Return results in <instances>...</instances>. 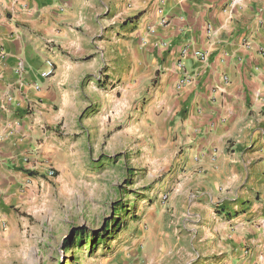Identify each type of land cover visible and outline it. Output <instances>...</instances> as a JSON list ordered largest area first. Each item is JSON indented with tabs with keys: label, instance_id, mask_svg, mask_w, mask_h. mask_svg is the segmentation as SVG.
<instances>
[{
	"label": "crops",
	"instance_id": "0c3cea01",
	"mask_svg": "<svg viewBox=\"0 0 264 264\" xmlns=\"http://www.w3.org/2000/svg\"><path fill=\"white\" fill-rule=\"evenodd\" d=\"M142 105L182 150L193 264H264V0H0V235L79 128Z\"/></svg>",
	"mask_w": 264,
	"mask_h": 264
},
{
	"label": "rangeland",
	"instance_id": "374dc122",
	"mask_svg": "<svg viewBox=\"0 0 264 264\" xmlns=\"http://www.w3.org/2000/svg\"><path fill=\"white\" fill-rule=\"evenodd\" d=\"M148 113L143 105L119 113L110 107L72 135L66 149L70 144L72 151L74 140L76 168L44 179L33 196L12 203L0 264L195 262L191 247L198 239L180 231L183 218L197 226V212L183 194L174 197L182 150Z\"/></svg>",
	"mask_w": 264,
	"mask_h": 264
},
{
	"label": "built area",
	"instance_id": "2783aa9c",
	"mask_svg": "<svg viewBox=\"0 0 264 264\" xmlns=\"http://www.w3.org/2000/svg\"><path fill=\"white\" fill-rule=\"evenodd\" d=\"M48 70L47 71H44V72H42L40 75L42 76V77H47V76H49L50 74H52V72H53V68H52V66H51V64H48ZM45 177L46 178H53L54 176H55V172H54V170L53 169H48L46 172H45Z\"/></svg>",
	"mask_w": 264,
	"mask_h": 264
},
{
	"label": "trees",
	"instance_id": "16d2710c",
	"mask_svg": "<svg viewBox=\"0 0 264 264\" xmlns=\"http://www.w3.org/2000/svg\"><path fill=\"white\" fill-rule=\"evenodd\" d=\"M105 232H107V229L104 230ZM78 235V238H76L78 245L81 244L82 238H81V232L79 234H74V237H76Z\"/></svg>",
	"mask_w": 264,
	"mask_h": 264
}]
</instances>
